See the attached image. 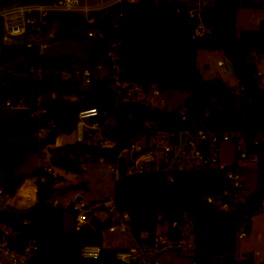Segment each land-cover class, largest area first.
Here are the masks:
<instances>
[{"label":"trees","instance_id":"obj_1","mask_svg":"<svg viewBox=\"0 0 264 264\" xmlns=\"http://www.w3.org/2000/svg\"><path fill=\"white\" fill-rule=\"evenodd\" d=\"M51 1L0 0V7ZM240 4L250 6L251 0H214L206 5L201 19L209 31L196 37L197 21L188 13L190 6L183 2H117L91 12L94 24L80 12H51L43 34L56 26L54 39L85 37L92 42L85 61L89 67L96 69L103 64L110 70L119 68L110 75L93 77L88 85L72 76L74 55L41 53L39 46L28 47L25 42L6 44L0 35V67L9 60L23 58L17 66L20 73L12 74V81L0 88V107L13 110L0 120V187L4 193L15 196L27 177L16 173L31 154L52 149L59 136L74 131L81 109L96 107L104 139L111 146L89 140L63 143L53 148L54 167L81 174L85 171L83 164L94 160L104 159L118 166L120 177L114 181V201L118 212L130 214L134 238L153 243L159 226L166 224L168 236L179 240L182 227L190 221L194 237L191 262L238 264V229L244 222L249 229L251 217L264 203V138L252 148L257 155L253 170L258 185L244 202L229 210L209 203L206 197L221 195L224 201H231L230 195H224V191L231 190L225 174L236 168L235 164L225 169L177 170L171 172L170 180V173L163 171L128 175L129 162L119 155L141 132H149L147 123L175 133L205 128L215 132L242 131L247 139L264 132V87L255 59L264 53V20L257 30L238 32L236 17ZM93 27L102 36H88ZM219 47L224 48L238 79V92L220 77L206 78L198 66V50ZM111 51L118 54L116 63L109 57ZM32 68L41 69L42 76L34 75ZM63 71L71 75L65 77ZM116 73L121 81L139 83L146 91L156 86L161 92H189L184 103L185 119L180 109L155 107L146 102H117ZM9 99L14 104L23 100L25 107L7 106ZM110 119L114 123L108 122ZM41 130H46L42 136ZM30 175L36 178L37 186L33 190V205L24 210L8 205L0 210V225L16 232L10 241L18 249L29 239H37L38 250L30 264H123L117 258L120 247H103L104 231L114 222L113 214L101 219L93 213L86 223H75L67 230L64 208L53 201L57 178L42 166ZM175 221L179 223L177 228L172 226ZM87 244L102 247L98 258L82 255ZM242 263L255 264L254 255L248 254Z\"/></svg>","mask_w":264,"mask_h":264},{"label":"built area","instance_id":"obj_2","mask_svg":"<svg viewBox=\"0 0 264 264\" xmlns=\"http://www.w3.org/2000/svg\"><path fill=\"white\" fill-rule=\"evenodd\" d=\"M128 1L136 2L137 0H109L102 4H89L84 3L82 0H53L51 2H29V3H14L9 6L0 7V35L4 43L17 44L25 42L28 47L39 46L40 52L45 53L48 43L44 41L46 37L52 38L54 34H43V27L47 24V17L51 12H80L85 15L91 24H94L95 17L91 16V12L107 8L108 6L117 2ZM194 5L190 6L188 13L191 18L197 21L194 28V37L201 36L209 31L202 23V12L207 5V0H194ZM88 36L97 37L102 36L96 28H91L88 31ZM28 37V38H27ZM109 57L116 63L118 54L115 51L109 53ZM219 66H224L223 60H218ZM99 64L96 69L87 66L85 68L77 69L74 67L72 76L81 78L84 85H88L93 81L97 69H101ZM118 68V67H117ZM119 71V68L117 72ZM31 72L36 76H42L41 69H31ZM258 76H262V72L258 70ZM65 77L71 74L63 71ZM101 77V76H100ZM114 90L117 102H146L153 105L152 102H147L146 96L159 95L160 90L153 86L146 91L141 84L136 82L121 81L117 73L114 75ZM72 100L76 97L71 96ZM160 103V102H159ZM7 106L15 108H24L25 103L23 100L17 104L12 103V100L6 102ZM158 106V105H157ZM155 106V107H157ZM182 118L185 119L184 110H180ZM106 114V112H105ZM100 112L96 107L83 108L78 113L77 123L74 129L76 141H91L93 142L94 133L101 126L99 121ZM109 122V121H108ZM114 123V121L112 122ZM102 127V126H101ZM149 132L143 131L136 136L129 146L124 148L120 157L128 160L129 164L126 173L128 175L144 174L152 172H167L169 179L173 177L171 172L183 171L199 168H219L225 169L226 167L235 164L236 168L226 171V177L230 180L231 190L224 191V195H230L231 201H224L221 195L207 196V201L213 203L222 209L229 210L234 204L244 202L248 197L246 192V174L249 165H240L238 160L256 161L257 155L252 151L259 142L264 138V132L258 134L253 139H247L242 131H225L215 132L210 129L199 130H181L179 133L159 129L156 125L147 123L146 126ZM86 130H88V139L85 140ZM186 131L184 143L181 142L182 133ZM44 130L39 132L42 136ZM91 138V139H90ZM174 138V142L172 139ZM224 142H232L235 145L233 162L225 165L221 162L220 151L221 145ZM95 144V142H93ZM106 146H111L107 140L102 142ZM179 148V149H177ZM174 151L173 156L171 155ZM49 172L53 167H45ZM113 174L115 179L120 177L118 166L114 165ZM115 181V180H114ZM4 194L3 189L0 187V195ZM12 198L8 205L12 206ZM109 201L104 204L108 207L110 214L114 215V222L109 226L108 232L111 234L121 233L131 237L129 246L120 247L117 252V258L123 264H163L161 256L164 253L178 250L185 246L187 241V231L191 232V222L188 221L183 227L182 238L179 240L172 239L168 236L167 231L157 232L153 243L140 242L132 236L131 217L128 212H118L114 195L108 197ZM59 201H55L58 205ZM72 210L76 213V222L80 226L90 219V211L97 209V204H90L80 199L74 201L71 206ZM25 223H29L25 220ZM173 227H179L177 221L173 222ZM248 233V225L244 222L238 229V238L246 236ZM16 232L5 225L0 228V264H30L32 258L38 250L37 239H29L21 249H18L10 241V237L15 236ZM192 248L193 245H190ZM102 247L97 244H87L82 249V255L85 258L95 259L100 256ZM261 251H255L254 256L261 255ZM238 264H243V256H238ZM189 264H194L190 262Z\"/></svg>","mask_w":264,"mask_h":264},{"label":"rangeland","instance_id":"obj_3","mask_svg":"<svg viewBox=\"0 0 264 264\" xmlns=\"http://www.w3.org/2000/svg\"><path fill=\"white\" fill-rule=\"evenodd\" d=\"M84 3L89 4H102L109 0H82ZM168 3L175 4L178 2H183L189 6L194 5V0H166ZM264 20V0H251L250 6H244L240 4L238 6V12L236 17V28L239 32L242 29L257 30L261 26V22ZM56 26H54L49 32L54 34ZM227 38V37H226ZM48 43L47 49L44 50L45 53L52 55L60 54H72L76 57L75 68L83 69L88 66L85 62L89 56L90 47L92 42L87 38L83 37L79 40H60L54 39V37H46L44 39ZM21 58H16L7 61L0 67V88L5 83H10L12 81V74L18 75L20 71L17 69L18 63ZM255 59L257 61L258 70L262 72L261 85L264 87V53L261 55H256ZM218 60H223L225 62L224 66H219L217 64ZM198 66L202 74L206 78L220 77L223 79L230 87L234 88L237 92L239 90V83L234 72H230L228 67L230 62L226 56L224 48L219 47L216 49H200L198 50L197 56ZM102 68L97 69L96 75L104 76L112 74L113 70H118L117 66L110 70L107 66L101 64ZM190 96L187 91H172V92H161L159 95H148L146 96L147 102H152V106L157 107H167L168 109H180L184 110V103L186 99ZM160 102V103H159ZM13 110L9 107H0V120L10 116ZM112 122V119L109 120ZM104 127L100 126L99 129L94 133L93 142L96 144H102L105 141L103 136ZM46 130H44L45 134ZM75 134L65 135L63 137V142H74ZM58 140H56L57 142ZM56 146H52V149H44L42 153L35 152L29 156L27 161H25L19 168L18 173L24 174L27 177L17 190L15 196L12 198V206L18 210H24L29 208L36 201L35 192L36 191V179L30 174L32 171L38 167L52 166L53 174L57 179L55 183V193L53 196V201L58 200V205L64 208V225L67 230L73 228L76 222V213L72 210L71 206L75 198L78 195L82 197L80 200L90 203L101 205L104 204L109 196L114 195V165L110 162H106L104 159L90 161L89 163H84L82 169L85 170L84 173H74L62 168L54 167L52 165V157L55 152ZM235 145L232 142H224L221 145L220 158L221 162L225 165L231 164L233 160ZM179 149V148H177ZM58 152V151H57ZM240 165H249L250 169L246 174V192L244 194H250L254 191L255 187L258 185V178L253 170L256 168V161L238 160ZM50 164V165H46ZM45 165V166H44ZM32 178V179H31ZM32 181H26V180ZM83 182H86V186L83 187ZM2 188V187H1ZM30 190V191H29ZM250 192V193H249ZM9 195L6 193L0 195V210H3L8 206ZM109 206L104 208H97L94 210V215L105 219L109 216L108 211ZM250 228L246 236L238 238L237 241V253L238 256H243L246 258L248 254H253L255 251H261V255L254 256L255 264H264V203L260 211L251 217ZM4 228L5 225L1 224L0 228ZM166 230V224L159 226V232ZM187 241L185 246L182 248L164 253L161 256V261L163 264H188L191 262L190 253L193 245V235L190 231L186 232ZM103 247L118 248L126 247L130 245L131 237L126 234L114 233L111 234L108 230L104 231Z\"/></svg>","mask_w":264,"mask_h":264},{"label":"water","instance_id":"obj_4","mask_svg":"<svg viewBox=\"0 0 264 264\" xmlns=\"http://www.w3.org/2000/svg\"><path fill=\"white\" fill-rule=\"evenodd\" d=\"M213 3H214V0H207V5H211V4H213ZM229 68H230V72H232V68H231L230 65H229ZM186 135H187V132L184 131V132L182 133V139H181V142H182V143H184ZM87 139H88V130H86V137H85V140H87ZM172 142H174V138L172 139ZM173 154H174V151H172L171 155L173 156ZM82 186L85 187V186H86V182H83ZM81 197H82L81 195H78V196L75 198L74 201H77V200L80 199ZM93 213H94L93 211H90V212H89L90 215H93ZM166 218H167V216H166Z\"/></svg>","mask_w":264,"mask_h":264},{"label":"crops","instance_id":"obj_5","mask_svg":"<svg viewBox=\"0 0 264 264\" xmlns=\"http://www.w3.org/2000/svg\"><path fill=\"white\" fill-rule=\"evenodd\" d=\"M230 66H231V68H232V65L230 64ZM228 69H229V71H230V68L228 67ZM232 72H233V68H232ZM65 135H61V136H59L58 138H57V142H56V145L55 146H60V145H62L64 142H63V137H64ZM66 143V142H65ZM46 165H50V164H47L46 163ZM53 165V164H52ZM45 166V165H44ZM32 179V178H31ZM34 182L36 181V179H32ZM32 180H26V181H32ZM36 189H37V187H36ZM9 201H10V199H9Z\"/></svg>","mask_w":264,"mask_h":264}]
</instances>
